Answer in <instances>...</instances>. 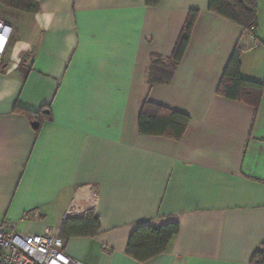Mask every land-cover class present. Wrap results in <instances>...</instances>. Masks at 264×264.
Wrapping results in <instances>:
<instances>
[{"label":"crops","instance_id":"obj_1","mask_svg":"<svg viewBox=\"0 0 264 264\" xmlns=\"http://www.w3.org/2000/svg\"><path fill=\"white\" fill-rule=\"evenodd\" d=\"M12 27L0 68V221L21 234L60 235L80 188L96 192L92 237L64 239L85 264H249L264 243V0L255 30L209 0H38ZM191 11L185 53L167 84L150 85L156 54L172 55ZM235 49L240 73L263 85L257 109L216 93ZM154 106L187 114L179 140L141 134ZM147 106V107H146ZM151 106V107H150ZM22 108L43 109L33 128ZM178 222L170 249L126 254L138 225Z\"/></svg>","mask_w":264,"mask_h":264},{"label":"trees","instance_id":"obj_2","mask_svg":"<svg viewBox=\"0 0 264 264\" xmlns=\"http://www.w3.org/2000/svg\"><path fill=\"white\" fill-rule=\"evenodd\" d=\"M157 1L148 0L151 4ZM0 4L26 14H35L39 10L38 0H0ZM209 10L244 27L255 22L257 13L256 2L252 0H209ZM196 15V11L189 13L170 58L164 60L156 54L151 56L148 66L150 85L167 84L171 81L187 48ZM262 91V84L241 76L239 51L235 49L224 69L216 93L228 99L245 102L257 109ZM153 108L155 110L153 114H149L145 108L142 110L138 120L140 133L167 136L174 140L181 139L190 117L185 113L163 106L153 105ZM16 109L27 115L32 122L43 118V109L38 112ZM98 230V216L92 211H87L82 217L64 220L60 228V236L65 240L71 237H92L97 234ZM178 231V222H168L160 226L138 225L129 235L126 254L139 262H144L165 253L170 249ZM249 264H264V243L254 249Z\"/></svg>","mask_w":264,"mask_h":264},{"label":"built area","instance_id":"obj_3","mask_svg":"<svg viewBox=\"0 0 264 264\" xmlns=\"http://www.w3.org/2000/svg\"><path fill=\"white\" fill-rule=\"evenodd\" d=\"M245 30L253 32L255 25L250 24ZM11 34L12 27L0 20V68L10 45ZM96 195L93 189L80 188L66 211V217L93 209ZM15 229V223L0 221V264H85L72 260L64 253V239L52 230L44 234H21Z\"/></svg>","mask_w":264,"mask_h":264},{"label":"water","instance_id":"obj_4","mask_svg":"<svg viewBox=\"0 0 264 264\" xmlns=\"http://www.w3.org/2000/svg\"><path fill=\"white\" fill-rule=\"evenodd\" d=\"M33 128H36L38 126V122H32Z\"/></svg>","mask_w":264,"mask_h":264}]
</instances>
